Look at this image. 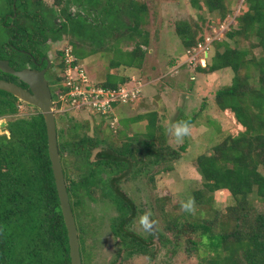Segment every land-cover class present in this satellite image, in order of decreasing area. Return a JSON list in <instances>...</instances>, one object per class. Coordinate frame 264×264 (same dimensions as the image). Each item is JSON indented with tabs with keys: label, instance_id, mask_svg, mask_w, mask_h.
Here are the masks:
<instances>
[{
	"label": "rangeland",
	"instance_id": "1",
	"mask_svg": "<svg viewBox=\"0 0 264 264\" xmlns=\"http://www.w3.org/2000/svg\"><path fill=\"white\" fill-rule=\"evenodd\" d=\"M106 1L63 0L62 7L55 5L54 0H43V9L55 11V15H46V24L57 28L60 26V15L72 13L73 18L84 27L88 24L95 26L93 37H96L94 41L97 42L90 38L91 33L82 37L81 34L85 32L63 30L59 33V39L49 41L42 49L44 52L49 51L52 68L47 77L54 93L56 83L53 80L60 73V52L68 45L73 47L75 53L84 56L79 59V63L95 82L104 83L109 75H113L127 77L128 81L122 85L131 81L143 84L142 94L136 102L117 107L119 123L115 127L90 111L56 114V121L57 129L63 133V141L69 140L74 133V126L79 125L80 134L100 142L92 151V160L99 151L110 147L130 149L135 155L137 160L129 159V168H124L116 175L102 172L101 177L104 180L118 178L119 188L136 208L126 229L146 239L149 248L147 254L129 256L127 249L112 232V223L119 214L112 198L103 197L99 188L91 197L80 190L81 197L78 199H81V203L78 205L77 199L73 198L77 202L78 214L72 208L78 232L80 222L84 229L86 254L80 247L82 263L112 264L115 261L114 264H202L203 259H209L214 254L206 247V240L200 239L199 232L190 230L188 223L210 225L212 233L231 231L236 228L239 222L237 217L241 213L230 209L236 203L227 190L214 193L207 191L196 160L201 155L217 154L215 148L218 144L229 136H238L245 128L237 123L233 112L223 111L216 102L217 91L230 86L235 73L229 68L214 73H201L198 67L204 68L212 62L217 52L225 50L224 47H217V42L225 41L233 48L250 49L255 57L264 56L261 48H251V44L256 41L253 37L249 40H228L226 37L227 32L238 28L237 17L246 12L248 7L244 0H220L221 12L227 15L223 20L221 12H209L203 0H199L202 10L197 9L191 0H139L147 5L148 12L146 22L140 28L142 37L134 34L135 40H131L128 28L133 22L124 13L127 0H122L121 7H115L117 23L112 22L117 19L116 14L113 13L111 19L103 11L113 8L105 6ZM10 2L0 0L1 41L7 39L2 20L6 18L8 22L11 15ZM12 4L16 8L22 7L20 0ZM181 23L189 24L197 32V42L203 41L209 49L206 47L208 50L205 49L203 53L194 52V49L190 52L186 50L176 32ZM222 25H225L224 30ZM101 31L112 33V36H102ZM143 38H147L148 44L143 46L146 54L140 68L124 65L122 54L132 51L135 42H142ZM101 39L103 41L99 42ZM192 54L195 55L194 59H191ZM118 61H122V65L117 66ZM28 64L32 65L30 62ZM18 106L17 114L0 118V136L9 137L10 133L5 128L10 122L28 118L38 110L20 100ZM152 112L158 115V130L151 140L147 136L148 118L131 119ZM189 117H194L195 122L189 125L187 134L177 138L170 130L171 126ZM183 146L185 149L181 148ZM160 147H170L179 156H173V153L167 151L166 155H161V160L155 162L153 151L150 150ZM65 168L70 178L78 181L81 175L87 173L89 165L70 156L65 162ZM198 191L202 194L196 196ZM247 200L248 209L245 213L248 222H251L257 213H264V200L256 192L250 194ZM190 240L201 242L193 246Z\"/></svg>",
	"mask_w": 264,
	"mask_h": 264
},
{
	"label": "trees",
	"instance_id": "2",
	"mask_svg": "<svg viewBox=\"0 0 264 264\" xmlns=\"http://www.w3.org/2000/svg\"><path fill=\"white\" fill-rule=\"evenodd\" d=\"M20 1L22 7L16 8L12 4L15 0H11L8 22L6 18L2 20L7 39L0 40V60H8L16 70L26 68L29 62L34 66L32 57L39 60L40 44L44 45L48 37L47 30L53 28V25L45 23V17L49 13L55 15V11L43 9V0ZM191 1L197 9L202 10L203 6L199 0ZM106 2L105 6L113 8L103 11L111 19L114 17L113 13L116 14L117 19L112 22L117 23L115 7H121L122 0ZM54 3L63 7V0H54ZM203 3L209 12H221L220 0H203ZM244 3L248 9L237 17L238 28L227 32L226 37L228 40H249L253 37L256 41L251 44V48H261L264 53V0H244ZM147 12L148 7L142 1L127 0L124 13L133 22L128 28L129 39L135 40L134 34L142 37L140 28L146 22ZM226 16L221 12V19L224 20ZM66 17L67 22L63 23L64 31L85 32L81 34L82 37L91 33L90 38L94 41L95 26L88 24L84 27L76 18L67 15ZM13 23L14 25L10 26ZM176 32L186 50L191 51L197 47V32L189 24L181 23ZM101 34L105 37L112 36V33L105 34L102 31ZM50 36L54 40L60 38L57 32H51ZM143 39L142 42H135L132 51L122 54L124 65L140 68L146 54L143 46L148 44L147 38ZM101 41L103 39L99 42ZM216 46L224 47L225 50L217 52L210 64L204 68L198 67V70L201 73H214L229 68L235 73L232 84L217 91L216 102L223 111L233 112L237 123L244 127L245 131L236 137L229 136L218 144L215 148L217 154L199 156L196 166L207 191L214 193L227 190L236 203L230 209L240 211L241 214L237 217L239 222L236 228L231 231L212 233V227L207 224L188 223V227L199 232L200 239L206 240V247L214 254L209 259H203L202 264H264V213H257L251 222H248L245 213L250 194L256 192V195L264 200V56L255 57L250 49L233 48L225 41L217 42ZM62 55L63 52H60V73L53 80L56 83L53 87L55 93L51 91L53 101L58 99L59 87L63 80L61 73L65 65ZM74 55L78 59L84 57L75 52ZM122 61H118L116 65H122ZM1 75H4L6 80L26 87L10 74L0 71V77ZM127 81V77L109 75L104 83L99 84L115 88ZM18 102L19 99L15 96L0 90V118L17 114ZM144 118H148L147 136L152 140L158 130V115L152 112L131 120ZM182 121L190 125L195 119L189 117ZM79 128V125L74 126V133L67 141H63V133L57 129L59 153L71 206L77 212V202L78 205L81 203V199H78L81 197V191L91 197L99 188L103 197L112 198L119 213L112 223L114 236L121 241L129 256L147 254L148 241L126 229L136 213L133 201L119 188L118 178L104 180L101 177L102 172L116 175L124 168H129V159L137 160L135 155L130 149L110 147L99 151L92 160V151L100 142L86 134H80ZM8 131L9 137L0 136V264H71L67 229L49 158L43 115L37 110L36 114L28 118L16 119L10 122ZM181 148L185 149L184 146ZM150 151H153L155 162L161 160V155H166L167 151L173 153V156H179L170 147H160L156 150L152 148ZM70 156L85 161L86 166L89 165L87 173L81 175L78 181L71 179L65 168V162ZM201 194L202 192L198 191L196 196ZM73 198H76L77 202H74ZM83 233L80 222L79 243L85 253ZM190 242L197 246L201 240Z\"/></svg>",
	"mask_w": 264,
	"mask_h": 264
},
{
	"label": "water",
	"instance_id": "3",
	"mask_svg": "<svg viewBox=\"0 0 264 264\" xmlns=\"http://www.w3.org/2000/svg\"><path fill=\"white\" fill-rule=\"evenodd\" d=\"M0 71L18 78L28 89L0 79V90L12 94L20 101L36 107L45 120L47 130L48 152L55 180L60 207L67 229L71 264H83L76 219L70 203L64 170L58 145L56 115L52 92L45 78L46 70L25 68L14 69L7 60H0Z\"/></svg>",
	"mask_w": 264,
	"mask_h": 264
},
{
	"label": "built area",
	"instance_id": "4",
	"mask_svg": "<svg viewBox=\"0 0 264 264\" xmlns=\"http://www.w3.org/2000/svg\"><path fill=\"white\" fill-rule=\"evenodd\" d=\"M222 29H225V25H222ZM206 47L207 44L201 41L194 48V52L203 53L205 49H209ZM72 48L68 45L62 51L65 68L61 73L63 80L59 87L58 99L53 101L55 115H67L69 111H90L100 115L115 127L119 123L116 116L117 107L136 102L142 94L143 84L131 81L115 88L101 86L91 79ZM193 54L191 59L195 58Z\"/></svg>",
	"mask_w": 264,
	"mask_h": 264
},
{
	"label": "flooded vegetation",
	"instance_id": "5",
	"mask_svg": "<svg viewBox=\"0 0 264 264\" xmlns=\"http://www.w3.org/2000/svg\"><path fill=\"white\" fill-rule=\"evenodd\" d=\"M60 11H61V10H60ZM66 15H67V16H70V17H73V14H72V13H63V14L60 15V16H61V20L58 19V23L60 24V26L57 27V28H51V29H48V30H47V31H48V32H47L48 37H47V39L45 40L44 45L40 44L39 51H40L41 55H40V57H39V60H36L34 57H32L34 67H33L32 65H30V64H27V67H26V68L36 69V70H40V71H41V70H46L45 78H46L47 82H48V77H47V75L49 74V71L51 70L52 65H51V63H50V61H49V55H48L49 51L46 50V52H44L43 49H42V46L46 47L45 44L48 43L49 41H52V40H53V37L50 36L51 32H52V34H54L55 32L60 33L61 31L64 30L63 23H64V22H67V17H66ZM56 20H57V19H56ZM56 20H54V23L56 22ZM72 49H73V48H72ZM73 50H74V49H73ZM73 52H74V51H73ZM1 60H4V59H1ZM7 61H8V60H7ZM8 62H9V61H8ZM9 64H10V63H9ZM24 69H25V68H24ZM2 73H3V72H2ZM3 74H5V73H3ZM4 78H6V77H5L4 75H1L0 79L6 80V79H4ZM6 81H9V80H6ZM9 82H11V81H9ZM48 84H49V82H48ZM20 86H21V85H20ZM49 87H50V85H49ZM24 88L28 89L27 86L24 87ZM5 131H8V127H7V126H6V128H5ZM6 133H7V132H6Z\"/></svg>",
	"mask_w": 264,
	"mask_h": 264
},
{
	"label": "clouds",
	"instance_id": "6",
	"mask_svg": "<svg viewBox=\"0 0 264 264\" xmlns=\"http://www.w3.org/2000/svg\"><path fill=\"white\" fill-rule=\"evenodd\" d=\"M205 67V66H204ZM189 125L187 122L185 121H178L175 122L172 126H171V131H173L174 135L177 138L182 137L183 135L187 134L189 132ZM185 207H188L187 205H185Z\"/></svg>",
	"mask_w": 264,
	"mask_h": 264
}]
</instances>
